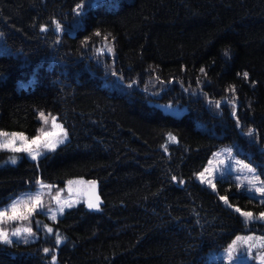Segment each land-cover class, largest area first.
<instances>
[{"label":"trees","instance_id":"obj_1","mask_svg":"<svg viewBox=\"0 0 264 264\" xmlns=\"http://www.w3.org/2000/svg\"><path fill=\"white\" fill-rule=\"evenodd\" d=\"M51 116L67 133L54 150L0 148V203L82 177L100 207L45 217L52 232L0 243V264H224L208 253L264 223L220 194L261 204L195 174L231 145L264 175V0H0V129L36 135Z\"/></svg>","mask_w":264,"mask_h":264},{"label":"rangeland","instance_id":"obj_2","mask_svg":"<svg viewBox=\"0 0 264 264\" xmlns=\"http://www.w3.org/2000/svg\"><path fill=\"white\" fill-rule=\"evenodd\" d=\"M56 124H59L63 127L61 122L56 119ZM2 132L6 133H19L23 134V136L27 139V141H31L33 138L40 136L41 142L39 146L32 145L33 153H43L46 148L44 146L46 139L51 140H60L64 139L63 135L54 136L50 138H44L43 132H59V129L53 127V122L51 120V126L48 129L41 131L39 134L28 136L23 131L20 130H1ZM66 132V130H65ZM11 135L0 137V142H5L11 140ZM66 140V139H64ZM25 144L24 140L19 138L15 139V143L11 147H7L4 149L12 150L13 147L19 148ZM59 144V143H57ZM23 152V151H21ZM27 156L31 157L28 152H23ZM38 155V156H39ZM37 156V157H38ZM15 157L17 160V153H12L4 162H11V158ZM247 165L248 167H245ZM251 168L254 171H249L248 169ZM201 173H203V180L205 181L203 184L208 186L210 189L216 191V181L215 178L217 176H227L232 177L238 188L243 189L252 195H254L258 201L260 202L261 206L259 209L253 208H242L237 204L231 203L229 200L226 204L224 200L223 203L227 206L231 205L230 208L236 209L240 208L242 211H250L253 213L256 219L251 221H246L244 217H242L246 222H260L264 223V219L259 218V214L264 212V196L260 193L255 191L256 187L264 186V175L260 173L257 166L247 160L246 158L239 155L233 146L231 145H220L217 147L213 153L210 155L206 165L196 172L195 178L201 182ZM253 177H257L255 185L249 184V180ZM210 181V183H208ZM202 183V182H201ZM212 185H215V189H213ZM89 186L88 180L82 177H74L68 179L64 184H58L57 182H50L45 181L41 178H38L36 184L34 186H29L21 191H19L16 195L12 198L7 200L6 202L0 203V210H4L9 205L12 204L13 201L16 200H24L27 199L29 196L36 195L39 193L40 200L42 202L43 207L39 209L37 212L33 213L27 220L19 219L15 221H10L6 224H0V228L6 229L9 233L10 239L12 241H27L36 238L39 235L38 229H45L47 231L50 226L48 224H41L40 222L45 220V217L53 219L58 214L61 213V209H65L69 205L76 204L78 202H84L87 206L89 201H94L96 197H99V207L101 204V196L97 193L95 196H90L86 189ZM220 197H225V195L220 194ZM88 207V206H87ZM63 212V211H62ZM240 214V213H239ZM36 225L38 229L35 228ZM258 226L260 230L250 229L247 231H242L237 233L225 246L212 250L208 253V258L210 260L221 261L224 264H264V260H262V254H264V247H261L260 241L257 238H264V226L255 224ZM24 229V228H31L32 235L28 233L21 232L20 237H13L11 236V232L16 229ZM48 232V231H47ZM241 238L237 240V238ZM245 237H253L252 240L248 241L247 243L244 242L243 238ZM236 241V250L233 252V260L228 259L227 250L229 249L230 245H233V242ZM256 244V247H252L249 250L250 245Z\"/></svg>","mask_w":264,"mask_h":264},{"label":"snow or ice","instance_id":"obj_3","mask_svg":"<svg viewBox=\"0 0 264 264\" xmlns=\"http://www.w3.org/2000/svg\"><path fill=\"white\" fill-rule=\"evenodd\" d=\"M83 9V3L78 4L76 6L75 11H77L78 14L81 13ZM45 27L42 26L41 27V31H45ZM56 31L59 32L61 31V25L59 23H56ZM96 35H100V33H96ZM105 39H107L105 37ZM108 52H112L113 49L111 47H108ZM99 51V50H98ZM227 54V53H226ZM201 71H203V69H201ZM245 79H247L248 77V73H244L243 74ZM217 106H219L218 102H217ZM235 111H233V115H235ZM40 118L47 123L49 120V116H46L43 112L40 113ZM50 119L53 122V127L59 129V132H43V137L44 138H50V137H54V136H59V135H63L64 139L67 138V133L65 132V130L63 129V127L59 124H56V117L51 116ZM253 130L249 129L248 135H252ZM11 135L12 139L9 141H5V142H0V148H7V147H11L14 143H15V139L19 138L21 140L25 141V144L22 147L16 148L13 147L12 150L15 152H28L32 159L35 160L37 158V156L39 155V153H33L31 146L32 145H37L39 146L40 142H41V137L37 136L35 138H33L31 141H27V139L23 136V134H19V133H6V132H2L0 131V137H5V136H9ZM64 139H60V140H51V139H46V142L44 144V146L46 148H48L49 150H54L57 143H63ZM175 137L174 136H169V140L170 141H175ZM11 162L15 163L16 162V158L12 157L11 158ZM245 167H248L247 165H245ZM249 171H254L253 169L249 168ZM175 179V177L173 178ZM257 180V177H253L251 180H249V184L255 185ZM201 182L204 183L205 181L203 180V173H201ZM93 187H95V182H90ZM210 183V181L208 182ZM213 189H215V185H212ZM255 191L260 193L262 196H264V186L262 187H256ZM221 200H224L225 203L227 204L228 201L225 197H220ZM71 205H69L70 207ZM88 208L89 209H97L99 208V197H96V199L94 201H89L88 203ZM43 207L42 202L40 200V195L39 193H37L36 195L33 196H29L27 197V199L24 200H16L13 201L11 205H9L7 208H5L4 210H0V224H6L10 221H15V220H19V219H23V220H27L31 215H33V213L37 212L39 209H41ZM229 207H231V205L229 204ZM63 211V209H61V212ZM236 212L240 213V215L242 217L245 218L246 221H251L253 219H256L257 217L253 216V213L250 211H242L240 208H236L235 209ZM259 218L260 219H264V212H261L259 214ZM53 219H55V216H53ZM47 231L49 233L52 232L51 228H48ZM21 232H25L28 233L29 235H32V229L31 228H24V229H20V228H16L11 232V236L13 237H20ZM241 238H237V240H240ZM253 237H245L243 238L244 242L247 243L248 241L252 240ZM260 241L261 247H264V238H257ZM13 241L10 239L9 233L6 229L0 228V243L3 244H11ZM61 243V238L59 236H57L56 239V244L59 245ZM236 241L233 242V245L229 246V249L227 250V255H228V259L229 260H233V252L236 250ZM252 247H256V244H252L249 247V250H251ZM44 252L47 253L49 252V249L45 248ZM262 260H264V254H262ZM53 262H55L56 257L53 256L52 257Z\"/></svg>","mask_w":264,"mask_h":264},{"label":"water","instance_id":"obj_4","mask_svg":"<svg viewBox=\"0 0 264 264\" xmlns=\"http://www.w3.org/2000/svg\"><path fill=\"white\" fill-rule=\"evenodd\" d=\"M95 182V187H93V185L90 182ZM88 184L89 186L86 189V192L90 195V196H95L98 192H97V183L95 180H88Z\"/></svg>","mask_w":264,"mask_h":264}]
</instances>
